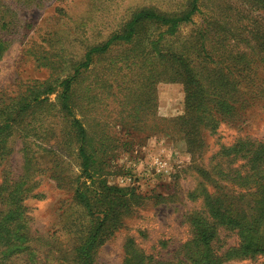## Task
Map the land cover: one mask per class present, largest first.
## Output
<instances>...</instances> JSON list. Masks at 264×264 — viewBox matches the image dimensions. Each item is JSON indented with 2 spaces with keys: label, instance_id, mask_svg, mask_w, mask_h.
Listing matches in <instances>:
<instances>
[{
  "label": "rangeland",
  "instance_id": "1",
  "mask_svg": "<svg viewBox=\"0 0 264 264\" xmlns=\"http://www.w3.org/2000/svg\"><path fill=\"white\" fill-rule=\"evenodd\" d=\"M192 1L0 0V40L6 42L0 56V109L34 88L49 84L54 89L13 121L0 144V184L26 176V159L31 161L32 191L23 207L32 235L47 244L36 254V264H68L91 224L75 190L89 188L93 202L103 186L137 199L111 226L110 236L104 233L94 264H122L128 239L146 256L172 261L191 238L186 217L202 206L201 199L191 201L188 195L206 171L228 161L221 148L238 140L264 141L263 0H196L198 11L173 36L155 22L139 24L130 41L93 55L73 82L71 115L85 129L86 151L97 172L93 181L83 178L71 117L61 110V82L74 75L90 49L122 34L136 13L180 17ZM199 33L206 56L217 63L213 67H236L241 56L245 65L238 66L248 67L228 77L240 82L236 114L219 119L214 133L200 128L201 148L194 151L171 122L184 115L183 87L169 77L179 61L163 56L194 49L188 44ZM158 163H165L163 172H157ZM236 244L235 234L222 228L213 242L219 254ZM224 264H264V255Z\"/></svg>",
  "mask_w": 264,
  "mask_h": 264
},
{
  "label": "trees",
  "instance_id": "2",
  "mask_svg": "<svg viewBox=\"0 0 264 264\" xmlns=\"http://www.w3.org/2000/svg\"><path fill=\"white\" fill-rule=\"evenodd\" d=\"M197 11L196 0H193L191 9L180 17L169 18L151 10L136 13L122 34H115L104 45L90 49L85 61L74 70V75L61 82V110L71 117L69 126L79 145L77 156L84 179L93 181L97 172L92 155L86 151L85 129L78 119L72 117L70 110L71 87L81 70L89 67L93 55L106 53L113 43L130 41L139 24L155 22L166 27V35L173 36L178 26L188 23ZM203 38L200 33L191 38L188 45H193L192 50L168 52L163 56L179 61L169 77L183 87L184 115L171 122L180 127L187 146L194 151L201 148L198 136L200 128L214 133L219 119L236 114L237 107L234 104L241 97L238 94L240 82L229 80L228 77L234 72L240 75L239 72L248 67L238 66L245 65L241 62L243 56L238 57L240 60L236 67H213L217 63L206 56ZM5 45L6 42L0 40V56L5 51ZM259 49L264 50V43H260ZM158 55L161 57L163 54L160 52ZM41 89L34 88L24 99L19 102L14 100L0 109V144L8 138L17 117L38 103L40 96L50 95L54 91L49 84L43 85ZM220 154L228 160L226 165L217 164L206 171L195 193L188 195L191 201L201 199L202 206L201 210L186 217L191 238L180 246L176 257L172 261L153 259L141 252L132 239H128L123 248L122 264H224L229 260L255 259L264 255V141L238 140L228 148H221ZM234 162L240 163L232 167ZM25 167L28 174L19 181L12 183L4 179L0 184V264H36V254L43 249L42 244L47 245L32 235L30 219L23 207V202L32 191L28 179L32 170L30 159H26ZM88 189L75 190V200L83 207L87 217L91 218V224L87 237L75 250L68 264H94L95 253L104 233L110 236L111 226L116 225V221L129 211L131 202L137 199L133 193L122 194L120 190L103 186L101 192L94 193L95 201L91 202ZM95 206L101 208L95 210ZM221 228L235 234L237 244L219 254L213 242ZM47 255L52 258L50 252ZM43 264H52V260Z\"/></svg>",
  "mask_w": 264,
  "mask_h": 264
},
{
  "label": "built area",
  "instance_id": "3",
  "mask_svg": "<svg viewBox=\"0 0 264 264\" xmlns=\"http://www.w3.org/2000/svg\"><path fill=\"white\" fill-rule=\"evenodd\" d=\"M165 165V163H158V167L161 168L157 170L158 173L163 172L162 167ZM166 166V165H165Z\"/></svg>",
  "mask_w": 264,
  "mask_h": 264
}]
</instances>
